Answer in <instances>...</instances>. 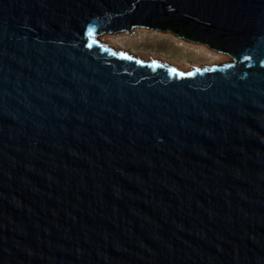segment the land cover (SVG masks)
<instances>
[{
  "label": "water",
  "instance_id": "1",
  "mask_svg": "<svg viewBox=\"0 0 264 264\" xmlns=\"http://www.w3.org/2000/svg\"><path fill=\"white\" fill-rule=\"evenodd\" d=\"M0 264H264V0H0Z\"/></svg>",
  "mask_w": 264,
  "mask_h": 264
},
{
  "label": "rangeland",
  "instance_id": "2",
  "mask_svg": "<svg viewBox=\"0 0 264 264\" xmlns=\"http://www.w3.org/2000/svg\"><path fill=\"white\" fill-rule=\"evenodd\" d=\"M138 29L139 31L134 33L107 32L99 37L102 39L107 36L108 40H106V43L117 50L122 48V50H126L137 57L160 59L162 62L178 68L180 67L179 65L185 68L190 67L191 69L196 65L200 67L208 64L209 66L214 65L216 61H220L225 56L228 57L229 62L232 61V57L225 52L210 49L202 43H193L181 39L173 33L149 28Z\"/></svg>",
  "mask_w": 264,
  "mask_h": 264
},
{
  "label": "bare ground",
  "instance_id": "3",
  "mask_svg": "<svg viewBox=\"0 0 264 264\" xmlns=\"http://www.w3.org/2000/svg\"><path fill=\"white\" fill-rule=\"evenodd\" d=\"M137 31H139V29L138 28H136L135 30H134V32H137ZM134 32H131V33H134ZM102 40L104 41V42H107L106 40H108V38H107V36H105L104 38H102ZM117 48V47H116ZM118 50H122V48L120 49V48H118ZM126 51V50H125ZM135 56V55H134ZM139 58H141V59H144V60H146V61H149V60H151L152 58L151 57H142V56H139ZM154 58V57H153ZM160 60V59H159ZM161 61V60H160ZM224 62H229V59H228V57H223L220 61H216L214 64H221V63H224ZM171 65V64H170ZM209 65V64H208ZM180 67V69L181 70H183V71H185V72H187V71H189V70H191V68L190 67H187V68H185V67H183L182 65H179ZM204 66V65H203ZM202 66V67H203Z\"/></svg>",
  "mask_w": 264,
  "mask_h": 264
},
{
  "label": "snow or ice",
  "instance_id": "4",
  "mask_svg": "<svg viewBox=\"0 0 264 264\" xmlns=\"http://www.w3.org/2000/svg\"><path fill=\"white\" fill-rule=\"evenodd\" d=\"M89 32H90V35H91V30H89ZM93 43H95V40L93 39ZM127 58V57H126ZM246 59L248 58V57H245Z\"/></svg>",
  "mask_w": 264,
  "mask_h": 264
}]
</instances>
